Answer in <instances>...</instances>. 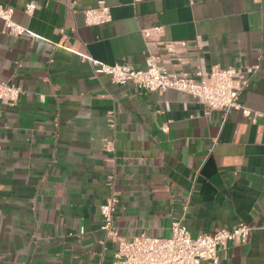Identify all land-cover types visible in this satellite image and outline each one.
I'll return each instance as SVG.
<instances>
[{
  "label": "crops",
  "instance_id": "crops-1",
  "mask_svg": "<svg viewBox=\"0 0 264 264\" xmlns=\"http://www.w3.org/2000/svg\"><path fill=\"white\" fill-rule=\"evenodd\" d=\"M99 2L111 21L86 25ZM0 3L25 30L2 33L0 20V81L20 90L0 105V264H112L117 244L100 230L112 189L123 240L169 237L178 219L192 237L244 223L247 242L228 244L218 264H264V0ZM151 27L173 53L142 36ZM148 57L195 80L258 66L238 97L258 116L113 84L89 61L144 69Z\"/></svg>",
  "mask_w": 264,
  "mask_h": 264
},
{
  "label": "built area",
  "instance_id": "built-area-1",
  "mask_svg": "<svg viewBox=\"0 0 264 264\" xmlns=\"http://www.w3.org/2000/svg\"><path fill=\"white\" fill-rule=\"evenodd\" d=\"M140 0H133L134 3ZM36 5L25 6V14H31ZM13 8L0 3V20L3 23L2 33L21 36L25 30L12 21ZM84 22L88 26L103 25L111 21L110 9L103 2L96 7L83 11ZM146 39L162 46L167 52L173 53L175 43L161 40L162 28L151 27L141 31ZM96 75H107L113 84H132L137 91L144 93L175 90L185 93L204 106L207 111H240L254 121L258 114H252L242 108L238 97L249 80L255 75L258 66L244 68H212L208 73L196 72L195 80L186 76L167 73L157 64L154 57H148L144 69H134L126 64L107 65L92 61ZM17 87L0 81V105L14 106L19 98ZM264 124V116L261 115ZM164 131L166 129H163ZM107 149V147H106ZM108 150V149H107ZM117 205V194L111 193L100 206L102 223L100 230L104 240L117 244L112 264H218L220 252L227 250L228 244H245L251 228L240 223L229 229L214 234H202L192 237L181 219L174 220L170 225V236L155 238L139 235L130 240L116 236L113 218Z\"/></svg>",
  "mask_w": 264,
  "mask_h": 264
}]
</instances>
